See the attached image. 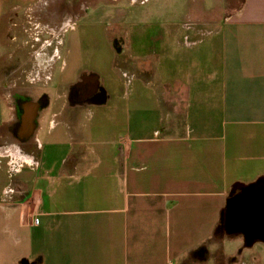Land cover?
<instances>
[{"label":"crops","instance_id":"crops-1","mask_svg":"<svg viewBox=\"0 0 264 264\" xmlns=\"http://www.w3.org/2000/svg\"><path fill=\"white\" fill-rule=\"evenodd\" d=\"M158 4L111 80L64 36L36 109L0 91V264H264V0Z\"/></svg>","mask_w":264,"mask_h":264},{"label":"rangeland","instance_id":"rangeland-1","mask_svg":"<svg viewBox=\"0 0 264 264\" xmlns=\"http://www.w3.org/2000/svg\"><path fill=\"white\" fill-rule=\"evenodd\" d=\"M18 1L2 0L6 14L3 13L1 20V35L7 41V50H4V68L0 74V91L15 103L18 113H21V102L38 101L31 95V87L18 86L28 75L22 70L27 67L41 71L46 63L50 64L52 55L62 46L64 36L66 45L70 48L74 46L83 64L109 70L104 75L111 80L110 64L115 60L116 66L120 65L122 50H153V37H158L160 31L164 33L162 27H153L155 19L161 17L164 20L169 10L166 4L156 5L160 0H145L137 5L131 0H34L28 6L8 8V5ZM176 2L177 6L171 9L176 11L183 25L184 0ZM134 28L144 33L143 45L136 49L135 43L132 46L124 39L131 35ZM14 69L20 76L17 81L14 72L9 77L10 70ZM88 71L85 70L82 76V88L94 81V76Z\"/></svg>","mask_w":264,"mask_h":264},{"label":"flooded vegetation","instance_id":"flooded-vegetation-1","mask_svg":"<svg viewBox=\"0 0 264 264\" xmlns=\"http://www.w3.org/2000/svg\"><path fill=\"white\" fill-rule=\"evenodd\" d=\"M41 101L42 100H39V102L38 101H34L33 102V101H30V100H27L25 102H21L20 103L21 105H20L19 111L21 113H25L31 106H38V105H40Z\"/></svg>","mask_w":264,"mask_h":264},{"label":"built area","instance_id":"built-area-1","mask_svg":"<svg viewBox=\"0 0 264 264\" xmlns=\"http://www.w3.org/2000/svg\"><path fill=\"white\" fill-rule=\"evenodd\" d=\"M38 221V219H36V222Z\"/></svg>","mask_w":264,"mask_h":264},{"label":"water","instance_id":"water-1","mask_svg":"<svg viewBox=\"0 0 264 264\" xmlns=\"http://www.w3.org/2000/svg\"><path fill=\"white\" fill-rule=\"evenodd\" d=\"M37 107L35 106V108L34 109H36Z\"/></svg>","mask_w":264,"mask_h":264}]
</instances>
